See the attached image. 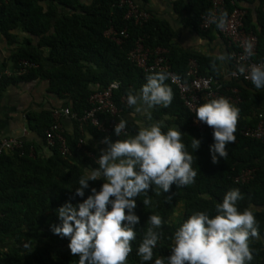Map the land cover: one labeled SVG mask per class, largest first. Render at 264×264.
Masks as SVG:
<instances>
[{"label":"trees","instance_id":"16d2710c","mask_svg":"<svg viewBox=\"0 0 264 264\" xmlns=\"http://www.w3.org/2000/svg\"><path fill=\"white\" fill-rule=\"evenodd\" d=\"M133 1L139 10L149 14L141 24L126 15L128 7L120 0H0V37L14 46L5 67L11 74L0 73V95L9 84L42 74L48 80V90L63 99L71 112L82 115L90 108V93L118 81L120 85L113 90V98L121 113L114 118L127 122V132L116 137L113 130L106 133L90 123H86L82 133L75 120L73 134L62 133L69 149L66 154L58 150V143L50 147L48 156L37 153L34 148L30 153L32 142L26 140L21 147L0 155V264H78V255L70 254L67 247V238L53 234L50 226L58 223L56 208L65 201L74 205L82 201L84 197L74 195L78 179L86 175V170L98 167L89 153L97 156L101 149L86 142L78 146L79 139L88 133L96 139L124 140L139 130L130 114L133 107L121 103L120 97L138 91L146 78L157 72H144L128 59L129 50L140 38L147 47L167 49L166 58L176 75H183L188 60L194 58L200 74L213 75L228 86H236L240 101L232 104L238 107L239 117L235 142L226 144L228 155L218 157L213 163L209 153L212 133L190 125L192 113L184 106L176 86L167 78L164 80L172 90L171 103L167 107L154 106L149 115L168 116L162 132L171 127L181 132L186 150L194 156L192 167L196 169V176L189 185L173 184L166 193L152 185L147 193L136 197L134 211L139 222L134 225L135 239L130 242L132 251L125 264H140L136 249L151 226L148 216L159 215L162 224L154 229L159 239L153 248L152 260L145 264H153L158 257L167 264L174 232L180 224L197 211L206 212L210 218L214 216L216 203L231 189H239L242 195L237 202L238 211L251 208L257 222V236L250 237L248 242L252 260L247 264H264V142L240 133L241 128L256 124L255 102L264 100V88H255L251 81L224 79L217 58L190 53L177 46L168 18L159 17L147 0ZM254 3L258 5L252 7ZM169 4L181 15L185 25L199 32H216L215 24L206 31L199 27L201 15L210 11L212 0H170ZM263 5L264 0H223L224 12L234 8L245 10L243 29L257 37V61L264 60ZM253 9L257 14L255 22ZM110 27L125 32L119 44L105 34ZM23 60L32 65L19 74ZM46 61L48 67H45ZM99 116L112 118L105 114ZM52 119L50 109L26 113L28 128L43 135L44 140V132ZM192 138L200 141L194 151ZM248 167L255 169L252 178L246 182L237 180ZM101 183L102 180L90 181L89 185L98 190ZM88 194L86 189L85 197ZM145 198L150 204H143Z\"/></svg>","mask_w":264,"mask_h":264},{"label":"clouds","instance_id":"9594fccd","mask_svg":"<svg viewBox=\"0 0 264 264\" xmlns=\"http://www.w3.org/2000/svg\"><path fill=\"white\" fill-rule=\"evenodd\" d=\"M243 71V68L240 69ZM166 73L155 72L146 78L138 91L129 92L126 101L136 112H147L157 105L167 107L172 100L171 88L164 84ZM252 85L264 88V66L250 68ZM198 121L212 129L209 145L211 161L228 155L226 144L235 142L239 109L225 97H218L199 105L195 110ZM126 121L115 123L113 135L118 137L126 128ZM177 127L162 132L161 123L142 126L134 136L110 141L104 137L106 149L100 151L98 167L86 170L74 189L76 197H84L75 205L65 201L56 208L58 223L50 226L53 234L67 238L70 254L78 255V264H125L135 239L134 225L136 197L147 193L152 185L166 193L173 184L177 187L194 182L196 169L193 155L186 150ZM200 141L192 138L193 151ZM192 151V152H193ZM102 180L97 190L90 181ZM89 194L85 197V190ZM242 199L239 189L225 193L216 203V214H191L174 232L167 264H247L252 260L249 238L257 236L256 220L251 208L238 211ZM144 205L150 204L145 198ZM142 242L136 249L140 264L152 260L153 248L159 239L154 229L162 224L159 215L148 216ZM153 264H164L156 258Z\"/></svg>","mask_w":264,"mask_h":264},{"label":"built area","instance_id":"2783aa9c","mask_svg":"<svg viewBox=\"0 0 264 264\" xmlns=\"http://www.w3.org/2000/svg\"><path fill=\"white\" fill-rule=\"evenodd\" d=\"M128 7L127 16L133 17L135 22H145L149 14L145 10H139L133 0H120ZM245 10L234 8L230 12H224L223 0H212V7L208 13L201 15L199 27L206 31L212 25H216L217 34L221 35L227 42L230 55V68L227 72L226 79H234L239 81H251L249 78L250 68L254 65L264 66V60H255L257 52V37L252 32H246L243 29V17ZM105 34L114 42L120 43L121 36L125 32L110 27ZM167 49L162 47L150 48L142 43V38L135 42L132 49L129 50L127 57L136 66L143 69L144 72H164L169 82L176 86L179 97L184 106L192 113L190 125L198 130L212 133L210 126L204 122H200L195 117L196 108L202 103L209 100L225 97L231 103L240 101L239 89L236 86H228L223 80L213 75H203L198 71V64L195 59L190 58L187 63L186 71L183 75H176L166 58ZM32 63L26 60L22 61L21 68L18 73H24ZM243 68V71L240 69ZM118 81H113L105 88H101L90 93L88 101L90 108L86 109L82 115L71 112L68 106L55 107L51 109L52 122L45 130V140L49 147L58 143V150L62 154L68 153L69 149L66 145L65 137L62 134L60 118L63 115L70 116L78 122V128L83 133L86 123L95 125L99 130L110 133L115 123L121 119V108L113 98V90L119 87ZM120 102L127 105L126 97H120ZM100 114L109 115L110 119H100ZM257 122L254 126H245L240 129V133L246 137L257 139L264 142V117L258 113ZM127 132L125 128L121 134ZM84 143V138H80L78 146ZM21 146V141L17 138L2 137L0 139V155L8 150ZM100 155V154H99ZM99 155L89 153L95 161ZM255 169L248 167L242 170L237 180L243 182L252 178Z\"/></svg>","mask_w":264,"mask_h":264},{"label":"crops","instance_id":"0c3cea01","mask_svg":"<svg viewBox=\"0 0 264 264\" xmlns=\"http://www.w3.org/2000/svg\"><path fill=\"white\" fill-rule=\"evenodd\" d=\"M138 1L144 3V0ZM169 1L170 0H147V4L155 10L159 17L165 16L168 18L170 26L175 31L173 41L177 46L190 53L217 58L220 67L219 72L225 79L230 68L229 47L226 40L216 32H199L185 25L181 15L172 10ZM257 5L258 3H254L252 7H256ZM256 15V11L253 9V22H255ZM13 49V44H8L5 38L0 37V73L5 72L9 75L11 74V71L5 69V67L7 65L6 60ZM48 66L49 62L46 61L45 67ZM40 75L41 76H38L36 74L28 80H19L5 87L0 95V139L2 137L17 138L21 141V146L26 140L30 141L32 142L30 153H32L34 148L37 153L48 156L51 154L50 147L47 145L46 140H44L43 135L28 128L26 113L29 111L40 112L44 109L51 110L55 107H65L66 105L63 104V99L57 97L48 90V80L42 76V74ZM255 106L256 112L263 113L264 115V100L256 101ZM153 108L145 113L143 111L136 112L133 107L130 114L138 129L156 122H160L161 127L165 124L168 116L154 118L149 115ZM60 124L62 133L73 134L76 126L75 119L63 115L60 118ZM110 141L114 142L115 140ZM84 142L101 150L107 147L103 139H96L88 133L85 134Z\"/></svg>","mask_w":264,"mask_h":264},{"label":"rangeland","instance_id":"374dc122","mask_svg":"<svg viewBox=\"0 0 264 264\" xmlns=\"http://www.w3.org/2000/svg\"><path fill=\"white\" fill-rule=\"evenodd\" d=\"M175 217H176V215L173 216V218H175Z\"/></svg>","mask_w":264,"mask_h":264}]
</instances>
